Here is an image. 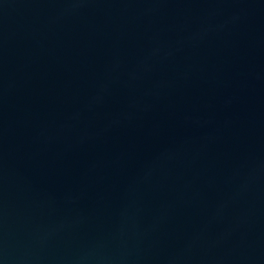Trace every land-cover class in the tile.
<instances>
[{
  "label": "water",
  "instance_id": "95a60500",
  "mask_svg": "<svg viewBox=\"0 0 264 264\" xmlns=\"http://www.w3.org/2000/svg\"><path fill=\"white\" fill-rule=\"evenodd\" d=\"M0 264H264V0H0Z\"/></svg>",
  "mask_w": 264,
  "mask_h": 264
}]
</instances>
